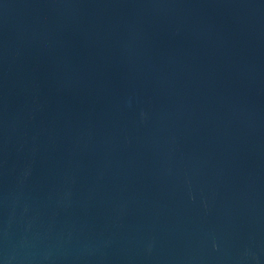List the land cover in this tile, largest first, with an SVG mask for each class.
Listing matches in <instances>:
<instances>
[{"label":"water","instance_id":"95a60500","mask_svg":"<svg viewBox=\"0 0 264 264\" xmlns=\"http://www.w3.org/2000/svg\"><path fill=\"white\" fill-rule=\"evenodd\" d=\"M0 264H264V0H0Z\"/></svg>","mask_w":264,"mask_h":264}]
</instances>
